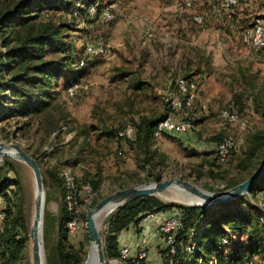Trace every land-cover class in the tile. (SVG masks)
<instances>
[{
	"label": "rangeland",
	"instance_id": "374dc122",
	"mask_svg": "<svg viewBox=\"0 0 264 264\" xmlns=\"http://www.w3.org/2000/svg\"><path fill=\"white\" fill-rule=\"evenodd\" d=\"M12 1L0 0V7ZM93 1L74 0L72 7L58 2L55 8L47 6L41 13L43 20L68 26L66 40L73 54L66 77L56 89L52 109L29 124H25L29 119L23 117L0 119V142L18 144L38 158L44 169L59 170L61 176L71 171L79 183L99 181L91 203L81 213L76 233L71 234L68 229L64 244L65 249L79 252L81 264L90 250L87 213L94 202L132 184L173 177L187 179L212 192L226 191L235 187L234 181L242 183L251 177L264 160L263 149L257 152L251 169L240 166L241 159L254 146L253 135L264 133V59L242 40L243 32L257 21L264 25V0H238L229 9L223 7L224 0H100L96 4ZM106 10L116 12V17L106 20ZM195 15H202L203 23L195 22ZM98 42L109 52L87 54L86 49ZM82 60L86 64L77 73L76 67ZM76 76L80 86L74 96H69L66 80ZM182 77L198 83L197 104L208 106L205 112L195 109L198 122L193 132L206 139L232 134L238 142L230 158L215 165L214 174L198 164L199 158L184 157V150L174 142L161 143L154 139L147 151L116 136L127 124H133L137 131L142 116L165 114L168 106L164 95L175 89V81ZM224 109L237 111L240 119L234 123L224 120L221 117ZM51 120L57 123L54 130L47 129ZM137 139L136 134L132 142ZM160 144H164L166 153L160 151ZM150 154L152 160L148 161ZM4 166L0 176L11 182L10 204L4 199L0 202L2 207L11 208L13 215L21 217L16 238L28 235V243L35 215L36 180L30 167L20 160L6 156L0 163V167ZM156 175L161 179L156 180ZM64 181V187L50 179L45 185L42 242L46 264H63L60 223L65 205L68 206L69 191L65 176ZM178 195L177 198L168 189L155 197L167 203L193 202L189 193L179 190ZM245 195L260 207L257 225L264 234V192L257 191L256 198ZM117 209L113 206L107 210L98 222L104 246L110 216ZM167 212L170 215L173 211ZM2 223L3 220L1 231ZM247 235V232L229 231L227 239L232 253L241 246L243 250H238L242 256L245 254V264H264V256H251L246 246L243 247ZM193 242L191 249L187 248L189 252L195 247ZM165 257L163 251V260ZM115 259L106 257L105 264H120ZM26 263H34L31 251ZM187 264L204 263L191 257Z\"/></svg>",
	"mask_w": 264,
	"mask_h": 264
},
{
	"label": "trees",
	"instance_id": "16d2710c",
	"mask_svg": "<svg viewBox=\"0 0 264 264\" xmlns=\"http://www.w3.org/2000/svg\"><path fill=\"white\" fill-rule=\"evenodd\" d=\"M72 1L74 2V0H14L12 3L7 2L3 7H0L1 120L23 117L29 119L25 122V124H29L38 115L52 109L56 99V89H59L60 81L66 77V68L72 63L73 54L70 50L71 44L66 40L68 39L66 34L68 26L50 19L43 20L41 13L47 6L55 8L58 2L72 7ZM99 1L94 0L93 3H99ZM68 7L67 9H69ZM76 68L77 73H80V69H84L79 65ZM77 77L66 80V90L79 82ZM184 78L189 79L188 77ZM170 111L168 107L167 112L160 116H142L136 131L138 139L135 143L132 142V139L127 140L148 151L154 143L155 128L169 115ZM47 123L48 130H54L57 127V123L52 120ZM165 135L174 137L175 133H165ZM252 139L254 146L240 161V166L246 170L253 167L257 152L264 149V133L257 132ZM209 140L220 143L223 137L219 134L210 137ZM34 158L41 166L45 185L49 183L50 179L59 187L65 186L64 176L59 174L58 167L55 168L56 172L44 169L38 158ZM146 160H152V155L150 154ZM214 160L217 161V157ZM6 165L9 163L7 162ZM212 165L215 166L214 162ZM2 169H5V166L0 167V174ZM209 171L214 174V168ZM160 179L161 176L156 175V180ZM9 181L0 176V200L4 199L8 206L10 204L8 191L11 187ZM76 182L79 186L83 185ZM88 182L86 181L84 184ZM89 183L94 189L99 188V181ZM239 183L241 181L236 180L232 185L236 186ZM257 191L264 192V174L249 190L250 196L256 198ZM97 202L99 201L94 202L93 206ZM238 205L240 208H234ZM244 205L247 208H242ZM0 209L5 212L2 223L4 230H0L2 264H27L20 260L24 257L28 235L16 238V229L21 225V217L13 215L11 208L2 207L1 202ZM167 211L179 212L183 217L184 227L177 236L176 253L173 256H168V250H164V254H166L164 264H187L191 257L196 262L204 264L244 263L247 258L244 256L245 254L241 255V250H243L241 246H238L236 251L234 250V254L232 253L233 250L227 239L230 230L240 234L247 232V244L243 246H246V252L251 256H264V234L257 225L260 220V207L243 195L233 201L203 206L162 202L155 196L133 199L118 207L110 216L105 241V257L118 258L120 256L121 248L118 238L121 232L131 225L138 226L149 214ZM70 218L69 208L65 205L60 223V238L64 242H61L62 262L63 264H81L82 260L79 258L77 250L64 248L68 239L67 223ZM25 234L24 232L23 235ZM191 241H194L195 247L189 252L187 248L191 245Z\"/></svg>",
	"mask_w": 264,
	"mask_h": 264
},
{
	"label": "built area",
	"instance_id": "2783aa9c",
	"mask_svg": "<svg viewBox=\"0 0 264 264\" xmlns=\"http://www.w3.org/2000/svg\"><path fill=\"white\" fill-rule=\"evenodd\" d=\"M238 0H224L223 7L226 9L236 5ZM187 5H191V2H187ZM91 11L96 12V8L93 7ZM117 13L112 10H106L104 17L106 20H112L116 17ZM194 20L197 23H203L204 18L202 15H195ZM243 42L249 46L255 53L259 54L264 59V25L257 21L250 29H247L242 34ZM109 49L102 43L88 47L86 49L87 54L100 55L108 53ZM86 62L82 60L80 66L84 67ZM79 83H75L67 89L69 96H74L79 88ZM164 101L170 108L169 115L163 119L153 132L154 138L164 136L165 133H188L197 130V116L195 115V109L199 112H205L208 109L207 104L199 102V86L195 80L178 78L175 81V89L168 91L164 95ZM221 117L228 122L234 123L240 119V115L237 111L224 109L221 112ZM136 135V128L133 124H127L125 128L119 130L117 136L122 139H133ZM238 148V142L232 134L226 135L222 142L218 144L217 156L218 162L224 163L230 157L233 151ZM64 176L67 179L68 194L67 202L68 208L71 214V218L68 221V229L71 234L76 233L79 226V218L85 207L91 203L94 197V188L91 183H85L79 186L74 179L71 171H65ZM150 216V214L148 215ZM5 212L0 209V222L4 219ZM184 227V220L182 215L173 211L162 223L158 226V233L166 243L167 255L173 256L177 251V236ZM191 249V247H188ZM120 264H148V252L146 250H140L135 255L131 254L128 247L120 249V256L115 259ZM245 264V263H241Z\"/></svg>",
	"mask_w": 264,
	"mask_h": 264
},
{
	"label": "water",
	"instance_id": "95a60500",
	"mask_svg": "<svg viewBox=\"0 0 264 264\" xmlns=\"http://www.w3.org/2000/svg\"><path fill=\"white\" fill-rule=\"evenodd\" d=\"M13 150V151H11ZM9 156L20 160L25 163L32 170L36 183L39 189V194L35 200V215L32 219L31 229L29 233L30 245L26 244L24 249L23 263H26L28 260V251L30 247L33 251V264H42L40 256V238L38 234V228L41 219V210L44 200V191L45 183L43 178V173L41 167L37 160L29 154L25 149L20 147L16 143L5 144L0 142V163L4 157ZM264 174V160L261 165L256 169V171L249 177L247 180L238 184L237 186L221 192H212L200 187L197 184L192 183L191 181L183 178H169L159 182H148L144 184H132L129 187L122 188L117 190L105 198L97 202L87 213V222H88V233L90 242L97 245L98 248V264H105V246L103 239L101 237L100 230L95 223V216L100 211H102L108 203L120 207L125 203L145 196H155L161 192L171 189L174 186H179L194 197V203H184L190 206H203L206 204L222 203L233 201L245 194H249V190L253 184L258 181ZM89 258V256H88ZM88 258L85 263H87Z\"/></svg>",
	"mask_w": 264,
	"mask_h": 264
},
{
	"label": "crops",
	"instance_id": "0c3cea01",
	"mask_svg": "<svg viewBox=\"0 0 264 264\" xmlns=\"http://www.w3.org/2000/svg\"><path fill=\"white\" fill-rule=\"evenodd\" d=\"M174 137L175 139L170 138L169 135H165V137L161 136L154 139L161 141V143L168 141L174 142L184 150V157L192 155V158H199L198 164L200 166L204 165L209 170L211 168L215 169L212 163L214 162L215 165L219 163L216 153L219 144L218 141H211L208 138L206 139V136H200L194 132L175 133ZM188 150L191 152L190 154L186 153ZM160 151L166 153L164 144L161 145ZM215 157H217V161L214 160ZM168 216V212L150 214L138 226L131 225L128 229L120 233L118 238L119 247H128L132 255H135L140 250H146L148 252L149 264H164L163 251L166 249V243L163 241L157 229Z\"/></svg>",
	"mask_w": 264,
	"mask_h": 264
},
{
	"label": "bare ground",
	"instance_id": "6f19581e",
	"mask_svg": "<svg viewBox=\"0 0 264 264\" xmlns=\"http://www.w3.org/2000/svg\"><path fill=\"white\" fill-rule=\"evenodd\" d=\"M13 151V150H11ZM35 177V176H34ZM36 180V179H35ZM36 186H37V183H36ZM37 188V196L39 194V189H38V186L36 187ZM171 190H173L176 194H177V198L179 197L178 195V191L179 190H182L186 193H189L188 191H186L185 189L179 187V186H174L173 188H171ZM190 195V198H191V201H193L192 203H194V197L191 195V193H189ZM36 196V198H37ZM114 205L108 203L107 206L102 210L100 211L98 214H96L94 220H95V223L97 224L98 226V222L99 220L102 219V217H104V214L106 213L107 210L113 208ZM109 207V208H108ZM115 208H118L116 206H114ZM42 219H43V206H42V210H41V219H40V224H39V228H38V234H39V238H40V256H41V263L42 264H46V260L44 259V254H43V242H42ZM99 228V227H98ZM31 229V227H30ZM101 229V227L99 228V230ZM30 245V240L29 242L27 243ZM90 250H89V258H88V261L86 264H98V248H97V245L96 244H93L92 242H90ZM30 251L31 253L33 254V251H32V248L30 247L29 251H28V260H29V255H30ZM106 263V261H105ZM33 264V263H31Z\"/></svg>",
	"mask_w": 264,
	"mask_h": 264
}]
</instances>
